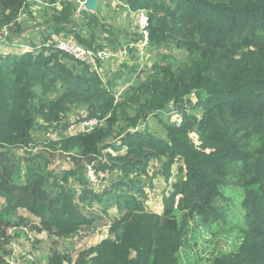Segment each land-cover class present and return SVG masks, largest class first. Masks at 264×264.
<instances>
[{"label":"trees","instance_id":"obj_1","mask_svg":"<svg viewBox=\"0 0 264 264\" xmlns=\"http://www.w3.org/2000/svg\"><path fill=\"white\" fill-rule=\"evenodd\" d=\"M118 1L136 18L135 35L119 53L105 48L121 40L112 25L98 13L80 12L75 1L51 0L53 6L41 7L33 0H0V40L6 32L7 39L30 47L29 30L37 28L43 43L29 52L0 54V264H6L11 243L34 225L26 214L39 221L34 230L61 241L87 237L93 226L108 227L109 238L85 247L75 262L55 250L49 264H180L189 222L201 217L207 224L226 223L216 201L228 200L234 188L244 191L242 244L213 264H264V0ZM141 12L149 17V47L139 55L130 50L126 60L138 58L142 65L134 72L137 83L123 92L112 91L111 81L103 82L88 62L57 49L71 38L93 51L122 54L143 40ZM21 14L35 26L23 27ZM149 49L165 65H153L156 77L141 82ZM126 60L98 62L101 69ZM73 108H83L81 117L66 136L46 145L72 155L75 166L56 173L48 153L39 150L38 165L26 163L22 182L21 165L5 151H36L35 133L64 126ZM171 108L183 116L182 125L159 118ZM150 118L160 119L164 137L149 128L131 131ZM91 120L100 122L93 131L72 132V125ZM87 162L99 173H118L112 191L103 194L107 200L89 184ZM155 179L171 187L162 213L145 203Z\"/></svg>","mask_w":264,"mask_h":264},{"label":"rangeland","instance_id":"obj_2","mask_svg":"<svg viewBox=\"0 0 264 264\" xmlns=\"http://www.w3.org/2000/svg\"><path fill=\"white\" fill-rule=\"evenodd\" d=\"M59 1V0H56ZM78 3L79 5V11L81 9L82 3L84 0H72ZM101 1L99 3V9L97 12L99 16L102 18L103 21L108 22L112 25L113 29H115L116 35L118 39H121L117 45L115 46H106L105 48H108L111 51H115L119 53L123 46L129 41V39L135 35V31L133 30V25L131 20V16H126V13H117L115 16H112L111 11L108 13H104L103 10H101ZM103 9L104 10H111L107 7V2L109 0H104ZM113 1V0H112ZM33 2H38V5L41 7L46 6H53L51 3V0H33ZM41 3V4H39ZM57 6L59 9H61L60 3H57ZM53 8V7H51ZM113 9V8H112ZM34 11V18L39 19L37 11L38 7H35L33 9ZM79 15V16H78ZM0 15V24H2V19ZM21 19L19 22H22L23 27L25 28H33L35 26V21L33 19H27L26 15L21 14ZM80 14H77L75 17V20L77 23H79ZM134 22V21H133ZM42 23V21H40ZM14 28V27H13ZM5 29V28H4ZM45 28H41L40 30H43ZM10 32V30H9ZM120 34V36H119ZM8 33L4 32L3 40H0V54L6 55L11 52L14 53H24L29 52L32 50L33 46L40 47V45H43L41 43L42 36L38 34L37 28H33L29 30V40L33 41V45H30V47H26L22 45L21 43L17 44L16 39L9 40L7 39ZM66 38L65 35H62L59 38ZM121 37V38H120ZM56 38V37H55ZM58 39V38H56ZM63 39V38H62ZM63 40H70L74 41L71 38L69 39H63ZM156 63H159L160 66H164L165 62L160 60V56L158 53L154 54L150 49L147 54V60L145 61V67L142 69V76L140 81L144 82L149 77H156L155 71L153 70V65ZM119 65V66H117ZM142 65V62L140 59H128L124 62H108V65H106L103 69V79L106 83L111 81V84L113 86L112 91H118L123 87L128 86L129 84L135 82L134 72L139 71L140 67ZM123 66V67H122ZM125 66V68H124ZM122 67V72H118V70ZM154 71V74H153ZM118 72V73H117ZM120 74V76H119ZM133 77V78H131ZM139 82V81H138ZM137 83V82H135ZM126 88V87H125ZM117 98H119V95H116ZM196 97H194L195 101ZM83 108H73L72 113L69 115V117L66 120L65 125L63 126H56L52 127L50 129H43L41 132H37L34 135V140L36 145L33 149L34 150H44L46 151L51 158L52 161V169H57L59 167V170H61V175L64 172V170L68 168H73L75 166V162L72 161L73 156L70 155L67 158L63 155H60L59 153H56L55 151L51 150L49 145H46L47 140H58L64 136H66L67 133H69V127L71 126L72 122H76V120L81 117V111ZM160 119H163L165 122L171 123L172 121L168 117V115L162 114L159 117ZM159 118H150L146 123L145 126L142 128H149L151 131L156 133L160 137H164L165 135L161 132V124ZM68 131V132H67ZM193 140L196 144H198V136L197 134L191 135ZM111 142L114 143L113 139L111 138ZM33 147V145H32ZM49 149L51 151H49ZM24 151V150H23ZM14 152L16 155H25L26 153L21 152L20 150L14 149L10 151V153ZM26 152V151H25ZM89 162L86 163V165ZM175 166V171L180 167L178 165ZM157 163L152 165L151 173L158 169ZM54 169V170H55ZM173 169V170H174ZM99 173V172H98ZM179 173V169H178ZM100 176V184L99 188L100 191H102V198L107 200L108 196H103V194H107L110 191H112V184L116 179L118 178V173H109V174H103L99 173ZM177 179H180L182 177V174L179 173L176 175ZM145 179V178H142ZM158 179V178H157ZM154 188L147 187L146 193L148 194V198L146 200V204L148 208L151 209V211H154L156 213H162L163 211V205L162 204V198L167 195L170 185L166 183L165 181H162V184H156V179L153 181ZM111 185V186H110ZM162 186V187H158ZM108 187V188H107ZM107 188V189H106ZM106 189V190H104ZM228 200L218 199L216 201V207L220 209L222 212H225L228 216L227 222L224 224L214 223V224H207L203 221L201 217H196L192 221L189 222V225L186 229L185 238H184V244L180 251L179 257H180V264H213V260L216 257H219L222 254H226L229 252H235L239 249L240 245L242 244V235H241V226L244 225L245 222V211L242 207L243 197H244V191L240 188H234L233 190H228L226 193ZM22 211H20L21 214ZM179 217L184 216V214H178ZM240 225V226H239ZM87 233V237L90 238L89 242L86 243L83 246L88 247H94L98 243H100L103 239L109 238V235L102 227L101 225L93 226L91 229H89ZM8 235L14 236V232L8 231ZM60 243L54 244L50 241L49 244L40 245V251L45 257L51 256L52 252L56 249L51 251L52 247H56L57 245L63 250V251H72L75 252L77 248H80L82 245V236L79 235L78 240L76 239H66V240H59ZM74 243V246H73ZM78 257H75L74 262L77 260Z\"/></svg>","mask_w":264,"mask_h":264},{"label":"built area","instance_id":"obj_3","mask_svg":"<svg viewBox=\"0 0 264 264\" xmlns=\"http://www.w3.org/2000/svg\"><path fill=\"white\" fill-rule=\"evenodd\" d=\"M137 26L139 33L143 36V40L139 41L137 44H130L124 47L122 54L116 55L113 52H101V51H93L88 48L82 47L78 45L74 41L66 42L64 40H61L58 42L57 49L59 51H62L74 58L78 61L88 62L91 64L96 71L100 74V67H99V59L103 61H112L115 58H119L121 60L127 59L130 57V50H132V53H135L136 55H139L140 52H142L144 49L149 47L148 44V26H149V17L145 12H141L139 18L137 19ZM101 77V75H100ZM123 92V89H122ZM172 121V123L176 126H180L183 124V116L179 114L178 110L175 108H171L169 110V113L166 114ZM100 125V122L97 120H91L86 122H81L77 125H72V132L73 133H79V132H89L96 129V127ZM143 126H139L137 129H132V132H136L137 130H141ZM86 177L90 185L94 189L99 188V184L101 182L100 176L98 171L95 168V165L93 163H88L86 165ZM27 231V230H26ZM13 232V231H12ZM29 243L31 251H33V248H35V242L33 238L29 237ZM10 248L12 249V254L6 259V264H28L25 260V252L24 249L17 244L16 241L12 242L10 245ZM28 260L32 264H39L36 261L35 257H28Z\"/></svg>","mask_w":264,"mask_h":264},{"label":"crops","instance_id":"obj_4","mask_svg":"<svg viewBox=\"0 0 264 264\" xmlns=\"http://www.w3.org/2000/svg\"><path fill=\"white\" fill-rule=\"evenodd\" d=\"M104 2L105 1L102 0L101 1V5H100L101 10H103L104 13H108V12L111 11L112 16H115L117 13H123V12H125L126 13L125 17L126 16H131V20L130 21L132 22L133 30L135 31V29H136V18H135L134 13H132L128 8H126L118 0H113V1L112 0H109V2H107V4H108L107 7L110 8L111 10H104L102 8ZM15 43L19 44L18 41L15 42ZM103 69L104 68H101L100 69V75H101V78L102 79H103ZM125 87H127V86H125ZM121 90H122V88H121ZM18 150H20L23 153H27V154H25V155H16L14 152L10 153V151H5V155L8 156V157H12V158L17 159L18 163L21 165V169H22V173H23L22 182H24V174H25V169H26V163H28L31 168L32 167H36L38 165L39 161H40V155L38 153V150L32 151V152H25V151H23V149H18ZM2 153H3V151L0 150V154L1 155H4ZM46 156L51 160L49 154L46 155ZM69 169L70 168H68L66 170H69ZM55 172L56 173L59 172V167H57V169H56ZM93 206H96L98 209L101 210V206L100 205L93 204ZM23 216L25 218H28L29 220H31L34 223V225H38L39 224V221L35 217H33L31 215H27V214L26 215H23ZM34 225H31V228H28L27 227V229H28L27 233H29V234L25 235V232H23V234L20 235V237L18 239H15V241L17 242V244L19 246H21L24 249V252H25L24 260L26 262L28 261V257L31 256V257H35L36 258V261L39 264H49V258L48 257H45L42 254V252L40 251V249H39L40 248V245L41 244H43V245L49 244L50 241L52 243H54V244H58V243H60V241L51 238L48 235V233H46V232L38 233L36 230L33 229V227H35ZM104 229H106V231H107V233L109 235L108 227H106ZM9 231H11V230H9ZM30 235H35V237H36V243H35L36 244V247L33 248V251H31V248L29 246L30 245V243H29V239H30L29 237H30ZM69 239H76V240H78V236H74V237H71ZM89 240H90L89 237H82V241H81L82 242V244H81L82 246L80 248H77L76 249L77 253H76V251L75 252H72V251H63L58 245L56 247H52L51 248V251L54 250V249H56L57 251H60V252H63V253L65 252L67 254H71L75 258V257H78L81 252H83L86 249H88V248H85L87 246H83V245H85L86 243H88ZM103 240H105V239H103ZM73 246H74V243H73ZM81 248H82V250H81ZM11 253H12V250L9 249V255H11Z\"/></svg>","mask_w":264,"mask_h":264},{"label":"water","instance_id":"obj_5","mask_svg":"<svg viewBox=\"0 0 264 264\" xmlns=\"http://www.w3.org/2000/svg\"><path fill=\"white\" fill-rule=\"evenodd\" d=\"M99 2H100V0H85L82 3L80 12L82 10H85L87 12H93V13L97 12L99 9Z\"/></svg>","mask_w":264,"mask_h":264},{"label":"clouds","instance_id":"obj_6","mask_svg":"<svg viewBox=\"0 0 264 264\" xmlns=\"http://www.w3.org/2000/svg\"><path fill=\"white\" fill-rule=\"evenodd\" d=\"M101 78V77H100ZM101 80L103 81V82H105L102 78H101ZM90 184V183H89ZM9 249H11V248H9ZM12 250V249H11ZM12 254V253H11ZM10 256V255H9ZM9 256H6L5 257V262H6V259L9 257ZM27 263L28 264H32L29 260L27 261ZM38 263V262H37Z\"/></svg>","mask_w":264,"mask_h":264}]
</instances>
